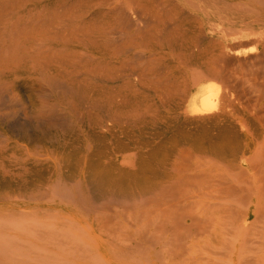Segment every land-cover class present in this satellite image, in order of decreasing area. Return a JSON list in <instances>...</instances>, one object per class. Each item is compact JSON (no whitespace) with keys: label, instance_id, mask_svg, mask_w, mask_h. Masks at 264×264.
<instances>
[{"label":"bare ground","instance_id":"1","mask_svg":"<svg viewBox=\"0 0 264 264\" xmlns=\"http://www.w3.org/2000/svg\"><path fill=\"white\" fill-rule=\"evenodd\" d=\"M243 1L0 0V202H6L0 211L28 213L56 198L81 206L89 195L144 193L149 131L202 120L226 103L211 80L226 67L219 69L226 37L248 36L231 8ZM37 225L38 232L48 229ZM10 237L5 242L18 246Z\"/></svg>","mask_w":264,"mask_h":264},{"label":"rangeland","instance_id":"2","mask_svg":"<svg viewBox=\"0 0 264 264\" xmlns=\"http://www.w3.org/2000/svg\"><path fill=\"white\" fill-rule=\"evenodd\" d=\"M260 1L231 6L236 17L246 22L243 26L248 29L242 32L248 36L226 37L224 51L228 54L219 67L228 69L211 80L223 88L226 103L202 120L160 126L147 134L146 191L112 199L89 195L81 206L61 198L44 200L40 208L28 213L2 210L0 222L10 221L3 223L5 228L0 223V234H5L0 241L7 244L6 237L10 242L13 236L18 246L13 240L15 245L9 243L6 248L0 242V249L8 253L6 257L0 250V264H264V161L260 160L264 159V4ZM243 6L250 9L243 10ZM230 67L239 72L235 74L239 80L229 74L233 72ZM164 186L166 191L161 192ZM116 199L124 207L116 206ZM12 217L19 224L13 223L16 228ZM19 221L28 224L26 229ZM37 222L48 229L38 232ZM9 251L17 255L9 257Z\"/></svg>","mask_w":264,"mask_h":264}]
</instances>
